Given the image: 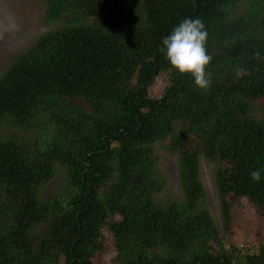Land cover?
Instances as JSON below:
<instances>
[{
	"label": "trees",
	"instance_id": "16d2710c",
	"mask_svg": "<svg viewBox=\"0 0 264 264\" xmlns=\"http://www.w3.org/2000/svg\"><path fill=\"white\" fill-rule=\"evenodd\" d=\"M36 2L0 70V264H264V241L220 236L200 179L209 163L223 233L242 197L264 218V0ZM185 17L208 33L207 90L159 50Z\"/></svg>",
	"mask_w": 264,
	"mask_h": 264
},
{
	"label": "rangeland",
	"instance_id": "374dc122",
	"mask_svg": "<svg viewBox=\"0 0 264 264\" xmlns=\"http://www.w3.org/2000/svg\"><path fill=\"white\" fill-rule=\"evenodd\" d=\"M39 21L40 11L36 0H0V70L16 50L29 44L38 34ZM164 84L165 74L161 73L150 85L148 96H158ZM158 161L159 167L169 180L165 192H176L175 157L158 150ZM211 168L209 163L202 162L200 179L206 190L207 209L219 227L220 236L235 245L264 241V218L254 212L252 205L244 197L231 202L232 226L229 232L223 233L220 227L218 199L210 176ZM56 184L50 181L49 187L53 188Z\"/></svg>",
	"mask_w": 264,
	"mask_h": 264
},
{
	"label": "clouds",
	"instance_id": "9594fccd",
	"mask_svg": "<svg viewBox=\"0 0 264 264\" xmlns=\"http://www.w3.org/2000/svg\"><path fill=\"white\" fill-rule=\"evenodd\" d=\"M207 39L208 33L201 19L185 17L164 37L163 47L159 49L174 69L181 74H191L195 85L204 90L211 86L210 75L206 73L212 60L206 48ZM250 178L259 182L261 171H251Z\"/></svg>",
	"mask_w": 264,
	"mask_h": 264
}]
</instances>
